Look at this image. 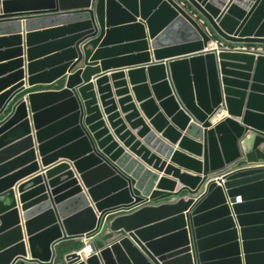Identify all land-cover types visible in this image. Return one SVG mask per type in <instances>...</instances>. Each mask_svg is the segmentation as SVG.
I'll return each mask as SVG.
<instances>
[{
  "label": "water",
  "instance_id": "obj_1",
  "mask_svg": "<svg viewBox=\"0 0 264 264\" xmlns=\"http://www.w3.org/2000/svg\"><path fill=\"white\" fill-rule=\"evenodd\" d=\"M0 27V264H264V56L229 50L264 0H0Z\"/></svg>",
  "mask_w": 264,
  "mask_h": 264
},
{
  "label": "crops",
  "instance_id": "obj_2",
  "mask_svg": "<svg viewBox=\"0 0 264 264\" xmlns=\"http://www.w3.org/2000/svg\"><path fill=\"white\" fill-rule=\"evenodd\" d=\"M60 22L57 21V22H41V23H38V24L31 27V30H32L31 32H41L43 30L56 28L58 26H61V24H58ZM22 30H24V28H22ZM11 31H13V29H7V28L0 27V53H1V51L4 52V50L7 49L8 46L11 45L10 42H8L7 40H4V38L6 36H8L7 34H9ZM58 35L59 34H55L54 32L46 33L45 36L40 41L48 42V41H51L54 38H56ZM49 50L50 51H48V53L53 52L57 49H56V47H53L52 49H49ZM48 53L46 52L45 55ZM6 58L7 57H2V55H0V64H1V62H5L4 60H6ZM45 88H51V87H44V86L38 87V89H40V90L45 89ZM209 220H213V221L208 223V224L207 223L205 224V226H207L210 229L206 236L208 238L221 237V238L217 239L214 244H212V247L213 248H219V247L229 246L230 244H232L233 243L232 239L227 238V237H222V235L225 233L224 230L226 229V227L223 225L216 224L217 221H214V220H216V218H210ZM256 223H260V222H252V221L247 222L248 226H252V224H256ZM218 235H220V236H218ZM240 241H241V238H240ZM83 243H84V241H83ZM231 254L232 253H231L230 249H228L224 255H221L220 257L216 256L214 259L219 260L220 258L229 257V256H231Z\"/></svg>",
  "mask_w": 264,
  "mask_h": 264
},
{
  "label": "built area",
  "instance_id": "obj_3",
  "mask_svg": "<svg viewBox=\"0 0 264 264\" xmlns=\"http://www.w3.org/2000/svg\"><path fill=\"white\" fill-rule=\"evenodd\" d=\"M229 50H232V51H235V52L253 54L256 57H258V56H264V46H256V45H251V46H235V47H229ZM218 114H219L220 119L218 121H213V119H212L211 120V123L212 124H216V123H218L219 121L223 120L226 117V112L223 111V110L222 111H219L216 115H218ZM90 242H91L90 240L85 239L83 246L78 250L79 253L82 256H86V255H89V254H91V253L94 252V250H93ZM87 246L91 249L90 253L89 254L82 253L83 249L85 247H87Z\"/></svg>",
  "mask_w": 264,
  "mask_h": 264
},
{
  "label": "trees",
  "instance_id": "obj_4",
  "mask_svg": "<svg viewBox=\"0 0 264 264\" xmlns=\"http://www.w3.org/2000/svg\"><path fill=\"white\" fill-rule=\"evenodd\" d=\"M82 246H83V242L81 241L69 240L61 244V250L64 252H69L71 250H77L81 248ZM22 264H29V263L23 262Z\"/></svg>",
  "mask_w": 264,
  "mask_h": 264
},
{
  "label": "bare ground",
  "instance_id": "obj_5",
  "mask_svg": "<svg viewBox=\"0 0 264 264\" xmlns=\"http://www.w3.org/2000/svg\"><path fill=\"white\" fill-rule=\"evenodd\" d=\"M220 119V117H219V114L218 115H216L214 118H213V121H218ZM88 247V246H87ZM85 247L84 249H83V251H82V253H85V254H89L90 253V251H91V249L88 247Z\"/></svg>",
  "mask_w": 264,
  "mask_h": 264
},
{
  "label": "rangeland",
  "instance_id": "obj_6",
  "mask_svg": "<svg viewBox=\"0 0 264 264\" xmlns=\"http://www.w3.org/2000/svg\"><path fill=\"white\" fill-rule=\"evenodd\" d=\"M88 248V247H87Z\"/></svg>",
  "mask_w": 264,
  "mask_h": 264
}]
</instances>
